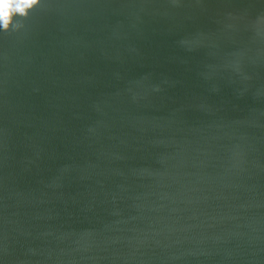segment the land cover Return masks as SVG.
<instances>
[{
  "label": "water",
  "instance_id": "1",
  "mask_svg": "<svg viewBox=\"0 0 264 264\" xmlns=\"http://www.w3.org/2000/svg\"><path fill=\"white\" fill-rule=\"evenodd\" d=\"M0 264H264V0L0 29Z\"/></svg>",
  "mask_w": 264,
  "mask_h": 264
},
{
  "label": "clouds",
  "instance_id": "2",
  "mask_svg": "<svg viewBox=\"0 0 264 264\" xmlns=\"http://www.w3.org/2000/svg\"><path fill=\"white\" fill-rule=\"evenodd\" d=\"M41 0H0V29L17 27L18 17H28Z\"/></svg>",
  "mask_w": 264,
  "mask_h": 264
}]
</instances>
